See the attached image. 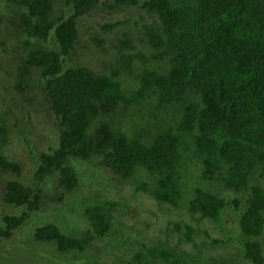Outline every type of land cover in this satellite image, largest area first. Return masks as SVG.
Instances as JSON below:
<instances>
[{
    "label": "trees",
    "instance_id": "obj_1",
    "mask_svg": "<svg viewBox=\"0 0 264 264\" xmlns=\"http://www.w3.org/2000/svg\"><path fill=\"white\" fill-rule=\"evenodd\" d=\"M5 1L13 13L0 14V24L6 22L7 34L16 30L24 43L22 56L8 62L17 66L12 90L25 93L38 86L58 144L30 152L36 163L31 183L20 180V162L0 154V175L13 174L0 182L1 199L19 208L2 215L0 242L12 239L49 201L57 204L78 187L71 163L78 159L120 180L144 171L151 184L141 181L137 191L201 218L217 221L230 204L237 223L234 240L242 245L244 259L264 264V186L250 183L264 163V0ZM89 19L102 35L92 32L84 41L82 22ZM50 36L56 49L40 43ZM105 42L109 55L103 68L65 65L81 45L101 49ZM5 119L0 120L3 147L10 135ZM191 164L207 184L251 193L242 210L236 197L228 199L204 182H185ZM48 181L53 198L45 191ZM116 211L114 201L92 203L83 210L90 230L78 234L47 222L36 227L33 240L61 254L81 255L111 233ZM194 231L185 228L187 241ZM184 261V250L178 253L159 241L139 244L126 264Z\"/></svg>",
    "mask_w": 264,
    "mask_h": 264
},
{
    "label": "rangeland",
    "instance_id": "obj_2",
    "mask_svg": "<svg viewBox=\"0 0 264 264\" xmlns=\"http://www.w3.org/2000/svg\"><path fill=\"white\" fill-rule=\"evenodd\" d=\"M12 13L11 6L5 0H0V14L12 15ZM92 20L82 22L83 32H86L83 36L84 41L90 39L92 32L102 35L101 27ZM6 24V22L0 24V41L4 40L3 43L0 42V120L1 117L6 118L10 135L8 144L4 146V152V147L0 146V154L5 153L20 162L22 165L20 180L31 183L36 163L31 158L30 152H43L56 147L58 133L52 127L51 115H48L49 104L42 97L37 85L25 93L12 90L14 82L12 72L17 66L8 62L15 56L17 60L22 56L24 43L16 30L11 36L7 34ZM88 31L90 34L87 33ZM104 36L109 40V33ZM51 42H53L52 36L46 42L40 41L46 49H56L54 42L55 46H47ZM107 45L109 42H105L101 49L81 45L67 58L65 65L70 67L88 64L101 69L109 55ZM142 115L147 117L145 113ZM71 163L78 171V187L73 192L67 193L57 204L51 202L52 200L49 201L42 210L31 214L15 231L12 239L0 242V264H126L131 258L132 250L139 244L150 246L159 241L174 247L178 253L184 250L185 261L181 264L224 262L250 264L243 257L242 245L234 240L237 236V223L234 209L230 204L217 221L201 218L199 215L191 214L183 206L173 208L161 205L150 194L137 191L135 185L137 186L141 181L151 184V176L144 171L143 175L136 174L128 180H120L112 177L108 171L94 162L72 159ZM190 170L191 174L188 167L185 182L203 184L201 176L198 177V170L192 164ZM12 175L1 174L0 182L12 178ZM261 176H264V163L256 169L250 183L252 181V184L264 186V179L261 180ZM2 183L0 184V225L4 213H19V208L3 203ZM187 183L184 186L183 203L188 188ZM221 186L219 182L205 185L213 191L225 194L228 199L236 197L234 200L241 205L239 209L242 210L251 193L247 194L246 190L233 193V191H225ZM45 191L49 192L50 198L54 197L55 189L52 187V181H48V188ZM46 195L45 193V197ZM106 201H114L116 204L114 228L107 236L96 239L81 255L61 254L53 245L41 244L33 240L36 227L47 222L56 223L64 230L75 231L78 234L90 230L91 226L83 215L84 208L95 202ZM186 227L196 229L191 241H187L184 235ZM260 240L264 246V231Z\"/></svg>",
    "mask_w": 264,
    "mask_h": 264
}]
</instances>
